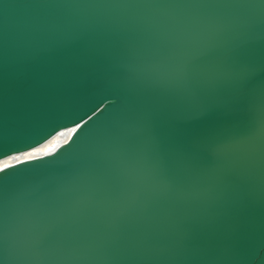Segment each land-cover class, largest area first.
Returning a JSON list of instances; mask_svg holds the SVG:
<instances>
[{
  "label": "water",
  "instance_id": "obj_1",
  "mask_svg": "<svg viewBox=\"0 0 264 264\" xmlns=\"http://www.w3.org/2000/svg\"><path fill=\"white\" fill-rule=\"evenodd\" d=\"M95 5L0 0V161L70 132L0 168V264H264V0Z\"/></svg>",
  "mask_w": 264,
  "mask_h": 264
},
{
  "label": "bare ground",
  "instance_id": "obj_2",
  "mask_svg": "<svg viewBox=\"0 0 264 264\" xmlns=\"http://www.w3.org/2000/svg\"><path fill=\"white\" fill-rule=\"evenodd\" d=\"M82 1H84V0H82ZM85 1H89V0H85ZM115 1L116 0H112V2H114V3H115ZM117 1H118V3L121 2V0H117ZM105 2H106V0H97V6L95 5V7H96L95 11L99 12L100 9H102L100 6H103V4ZM21 5L25 6L24 4L19 3V10H20V8L23 10V8L20 7ZM43 6H45V5H43ZM57 6H58V8L59 7L62 8V6L60 4H57ZM64 10L63 9H59L58 12H57V13H60L61 14L60 17H62V18L64 17V15L69 16V14H67L66 12H64ZM65 11L69 12L68 10H65ZM97 12H95L94 15H93V13H91V15H89V18H90L89 20H90L91 23L93 21L98 20V18H96V15L98 14ZM47 16L48 15H47L45 9L39 10L38 11V14H37V17H38V20H37L38 25L42 26L43 29L47 30V32L52 33V35L57 36V37L59 36L58 37L59 40H60L59 44H61V46L65 45V43L66 44H70L69 46H65V48H61L62 52L65 51V50H67V51L78 50L81 45L80 44L77 45L78 43L74 42L75 41L74 40V30L77 29V28L80 29L82 27H86L88 25H86V23H82V21L79 20L74 15L72 17V13L70 14V17H66L65 18L64 22H60L58 24H57V22H55L53 20L51 21V19L49 17H47ZM25 28H28V27H25ZM29 34L30 33H28V31L25 30V31H22V35L21 36H22V38H27ZM75 39H77V38H75ZM64 41H65V43H64ZM28 44L29 45H27L25 48L19 50V51H22L23 50L22 54L20 55V57H22V59H21L22 61H24V58L26 57V52H24V51H31L33 53L36 50V48H34V46H35L34 43L31 44L30 41L28 40ZM74 45H76L77 47H75ZM59 53H61V51ZM37 57H40V56H37ZM37 57L35 58V61L40 62V58L37 59ZM97 61H98V63H100L101 62V59L98 58ZM42 62H43V64L45 63L43 60L41 61V63ZM50 64H51V66H53L51 62H50ZM61 64H62V61H61ZM61 64H59V63L56 64V62H55V68L61 66ZM111 66H112V64L109 65V67H111ZM29 70L32 71V74H33L32 81L35 82V83L34 84L27 83L26 84L27 87H29V88L32 89V87H34L35 84L37 86L40 85V84H38L39 83V80H41V81L43 80L44 81V80L47 79V77L45 75H40L39 76V79H38L39 70L35 66H33V65L30 66ZM98 70H100V67H99ZM98 70L96 72L97 75H98ZM122 73H123V69L120 72L121 76H122ZM61 77L63 78V83H64V80L67 79V77H65L64 74ZM16 82H18V78L16 79ZM32 85H34V86H32ZM69 85L67 83V86L63 88L62 95H55V99L54 98L52 99V101H54L55 103L57 102V104H60L61 105V108L62 107H65L66 104L69 105L70 103H72L73 106L80 105L79 99L81 98V94L80 93L79 94H76V92L75 93L69 92L68 91ZM57 93L58 92L56 91V94ZM35 114L36 113H32L29 117H34ZM61 133H63L64 135H61ZM69 133L70 132L60 131L59 133H57L56 135H54L52 138H50L48 141H46L44 144L38 146L36 149H42L43 150L40 153H35V150L36 149H34L32 151H29V152H26V153H30V152L35 153V155L33 157L38 156L40 154H43L44 152L48 153V152L51 151L52 148L57 147L56 145H59L62 141H64V139L67 137V135H69ZM113 136L114 135H112V137ZM24 154H18L17 156L8 157V158H5V159L1 160L0 161V168L4 167V162L5 161H7L9 164H11V163H14L16 161L25 159L24 158ZM13 157H20V159L19 160H15V159H13ZM74 183H75V181H71V184L74 185ZM70 186H72V185H70ZM52 215L53 214H50V217L47 218V220L48 219H51L52 218ZM56 221H57V219L55 220V222ZM49 223H50V220H49ZM47 225L48 224H45V229H47V231H50V226L48 227ZM43 228H44V226H43ZM32 230L33 229H30V231H32ZM31 237H33V235H29V236L27 235L28 241H31ZM46 237H48V236H46ZM51 237L54 239V237H56V236H51ZM43 249H46V245L44 246ZM22 259H23V264H27V260H28L27 255H25V257H23ZM19 264H21V262H19ZM40 264H43V262L41 261Z\"/></svg>",
  "mask_w": 264,
  "mask_h": 264
},
{
  "label": "snow or ice",
  "instance_id": "obj_3",
  "mask_svg": "<svg viewBox=\"0 0 264 264\" xmlns=\"http://www.w3.org/2000/svg\"><path fill=\"white\" fill-rule=\"evenodd\" d=\"M72 131H75V129H72ZM61 135H64L63 133H61ZM43 150L42 149H36L35 150V153H40V152H42ZM35 153H32V152H30V153H25L24 154V158L25 159H32L33 158V156L35 155ZM43 154H47L46 152H44ZM13 159H15V160H19L20 159V157H13ZM10 165H9V163L7 162V161H5L4 162V167L5 168H7V167H9Z\"/></svg>",
  "mask_w": 264,
  "mask_h": 264
}]
</instances>
